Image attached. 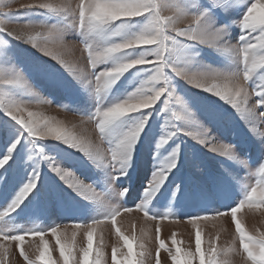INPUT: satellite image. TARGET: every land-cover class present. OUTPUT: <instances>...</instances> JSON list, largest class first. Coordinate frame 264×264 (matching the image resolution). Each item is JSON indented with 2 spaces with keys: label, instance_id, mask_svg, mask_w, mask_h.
<instances>
[{
  "label": "snow or ice",
  "instance_id": "6c2138e0",
  "mask_svg": "<svg viewBox=\"0 0 264 264\" xmlns=\"http://www.w3.org/2000/svg\"><path fill=\"white\" fill-rule=\"evenodd\" d=\"M23 7V13L6 14L7 23L20 22V16L42 15L46 19L24 21L26 28L41 31H8L5 21L0 20V49L9 48L11 41L6 37H11L30 44L65 69L94 98V110L86 116L95 122L99 139L106 142L107 148L94 144L54 118L28 110L30 103L51 101L36 99L24 74L29 70L26 66L18 67L20 63L0 51V113L8 120V126L0 128V137L6 142V151L0 154V188L10 184L14 164L29 169L19 181L15 195L0 207V264H8L12 252L10 242H18L20 256L26 264H108L103 248L94 246L98 225L110 222L115 226L117 217L133 210L142 212L148 221L162 222L169 218L179 221L181 217L176 215L172 205L183 208L186 204L194 206V211L183 219L196 228L195 251L180 247L181 241L175 234L174 248H166L165 241L160 239L158 224V248L152 257L145 244V240L150 239L148 230L142 229L139 236L129 238L117 226L115 231L122 237L127 251L113 248L112 264H149V259L161 264L162 249L167 251L172 264H233L234 256H240L243 264H264V231L250 233L238 215L245 208L264 207V162L255 172L250 171L257 179L254 185L243 184L242 194L233 186L234 182L238 183L237 178L225 170L220 175H210L206 182L193 181L187 188L183 181L177 183L171 204L164 212L158 211L164 206L158 202L153 204L160 190L171 183L169 177L179 172L185 163L197 172H206V166L195 153L184 148L182 137L191 138L211 153L242 168L249 167V161L238 154L234 144L216 142L212 134L210 123L223 126L229 121V114L211 104L193 111L190 101L178 95L177 79L230 106L264 150V132L258 128V122H264V0H44ZM233 8L244 9L240 20L234 21L241 30L236 44L228 39L231 25L221 23L217 15ZM185 21L189 22L181 28L180 24ZM69 33L79 36L85 60L83 66L65 58V52L76 51V44L68 39ZM202 48L225 57L227 67L202 64L194 69ZM98 65L105 67L97 72ZM132 69H135L134 75L141 78L138 86L131 92L115 94L113 89L117 83ZM31 71L44 75L58 87L64 86L56 70L34 64ZM200 113L206 114L208 123L205 120L199 123ZM186 124H196L199 130L188 131ZM11 137L15 138L7 143ZM45 140L56 143L47 144L46 151L41 146V141ZM142 143L151 147L154 161L142 199L132 207L114 206L112 200L128 196L129 188L117 190L114 186L129 175L138 145ZM58 152L68 156L79 153L99 169L104 174L103 189L97 191L96 184L84 183L74 171L62 166L55 155L49 154ZM42 165H47L67 188L91 206L85 213L90 219L73 221L76 229L86 230V247L78 246L77 232L68 235V225L62 232L60 225L23 229L14 223L25 201L34 193L40 194ZM217 203L226 206L214 208ZM229 213L237 236L226 247L219 245V237L209 239L205 248L198 221L215 220ZM48 232L55 237L58 259L53 258L45 239ZM28 236L39 237L42 242V246L35 245L38 253L35 259L24 249Z\"/></svg>",
  "mask_w": 264,
  "mask_h": 264
},
{
  "label": "rangeland",
  "instance_id": "374dc122",
  "mask_svg": "<svg viewBox=\"0 0 264 264\" xmlns=\"http://www.w3.org/2000/svg\"><path fill=\"white\" fill-rule=\"evenodd\" d=\"M44 0H0V20L5 21L8 31L14 32H36L40 29H28L24 26L25 20H44L46 19L42 15H29L20 16V22L7 23L6 14H18L25 11L24 5L31 3H40ZM60 2V0H55ZM243 8H233L227 13L218 12L221 23L231 25L229 37L231 43H238L241 35L239 27L235 26L234 21H239L243 15ZM189 21H185L180 24L183 28ZM10 40V46L7 49H0V51L7 52L9 56L15 59L21 65L29 71H25V77L28 80V84L31 89L36 93V99H42L45 101H51V103H30L28 110L42 113L48 117L54 118L57 121L62 122L65 126L73 129L76 133L83 135L86 139L91 140L94 144H99L103 148H107L106 142L102 143L99 139V132L95 126L94 121H89L86 114L94 110L95 100L91 95L85 92L70 76V74L60 67L56 61L50 57L43 55L40 51L32 48L30 44L22 43L20 41L12 40L11 37H6ZM68 39L70 42L76 44L75 52H65V58L77 66H83L85 63L84 57L81 54L80 49L82 45L79 44V36L76 33H69ZM34 64L44 65L50 69L56 70L62 80L64 86H56L44 75L35 71H31ZM202 64H209L213 67L224 68L227 67V60L225 57L219 55L217 52L209 48L200 49V56L198 63L193 65L194 69L200 68ZM105 65H98L96 71L103 70ZM89 72L91 71L89 66ZM135 69L125 73L124 77L117 83L113 89L115 94H124L131 92L138 86L140 77L134 75ZM177 93L181 97L189 100L193 105L195 111L196 108L202 105H214L221 112H227L229 114V121L221 126L216 123H210L212 128V134L215 137L216 142H227L234 144L238 154L249 161L248 168H242L233 162L227 160L224 157L213 154L207 150V148L196 144L194 140L189 137H182L185 141L184 148L187 151L195 153L196 157L203 162L206 166V172H197L195 169L185 163L179 172L169 177L171 183L166 184L157 196V201H153V204L159 203L164 206L159 208L158 211L164 212L166 207L171 204L172 191L175 185L183 181L185 188L189 183L193 181L206 182L210 175H220L228 170L234 177L237 178L238 183L234 182L235 191L241 193V187L243 184L248 183L254 185L256 176L250 175L251 172L258 170L259 165L264 162V150L257 141V138L250 131L246 123L235 115L234 110L230 109V106L224 104L223 101H219L216 97H211L210 94L202 92L199 89L192 88L184 81L177 79L176 81ZM255 97L253 96V99ZM163 99V98H162ZM63 105V107L61 106ZM159 103L157 107H159ZM179 105L176 108L179 109ZM151 111V109H149ZM259 111V110H258ZM85 114V115H82ZM199 123L203 124L206 119L205 113H200ZM0 121H3V126H8L7 117H4L3 113H0ZM162 123V120H161ZM178 124L181 122H177ZM259 131L264 132V122H258ZM185 129L196 133L199 129L196 124H186ZM11 137L7 143H11ZM47 151V144L56 143L55 141L45 140L41 141ZM63 147V146H61ZM210 147V145H209ZM6 151V142L3 137H0V154ZM70 151V150H68ZM152 149L147 143L138 145V154L134 159V166L130 170L129 175L122 177L114 186L119 190L120 187L129 188L128 196L114 199L111 203L114 206L129 207L134 206L142 199L141 194L144 191L149 179L152 176L154 161L152 159ZM23 155V150H21ZM55 155L56 159L62 166L70 168L76 173L78 179L84 183H94L97 185V191L100 188L103 189V176L104 174L97 168H95L90 162L85 161L79 153L68 156L64 152L49 153ZM26 159V157H25ZM17 164H19V157H17ZM28 168H18L17 165H13L12 180L7 188H0V207H4L8 201L15 195V191L18 190L19 181L25 177L28 173ZM42 187L40 194L36 193L30 196L25 204L18 211L14 223L19 224L23 229H28L39 225L42 228H50L53 225H60L63 232L64 226L68 225V235L70 236L73 231L77 232L76 242L78 246H87L86 230L76 229L73 221L78 219H90V216H86L85 213L91 208L87 205V202L81 201V197L76 196L71 189L49 171L47 165L41 167ZM242 194V193H241ZM237 198L238 194H237ZM178 200L182 199L177 197ZM181 219L176 221L175 219H165L161 221H148L142 212L133 210L129 213H123L117 217V225H112L110 222L97 226V232L94 237V246H100L103 248L108 264H112L111 256L113 248L119 247L122 251L126 252L123 239L115 231L118 226L121 229V233L124 236L131 238L132 235L139 236L142 229H146L149 232L150 239L145 240L146 247L151 252L152 257L155 256L158 248V241L156 239V228L159 224L160 239H163L166 244V248L172 247V238L175 234V238L181 241L180 247L184 250L195 251V232L196 228L189 223L183 217L186 214L194 211L192 204H186L183 208L179 205H172ZM226 205L215 204L213 207L222 209ZM234 206V205H233ZM176 207V209H175ZM242 222L250 233L258 231H264V207L254 209H243L239 214ZM203 240L205 241L204 247H207V241L209 239L215 240L219 237V245L226 247L237 236L235 231V224L231 218L230 213L227 216L217 217L215 220H202L198 221ZM62 238H65L62 236ZM45 239L49 243L50 251L54 259L59 258V249L56 244L55 237L48 232L45 235ZM11 255L8 258V264H26V261L19 253L18 242H10ZM35 245H41L39 237L28 236L25 239L24 249L30 258L35 259L38 253L35 252ZM239 247V245H237ZM242 251V250H241ZM161 264H172L171 258L168 256L166 250H160ZM233 264H243V260L240 256L232 257ZM149 264H154L153 259H149Z\"/></svg>",
  "mask_w": 264,
  "mask_h": 264
}]
</instances>
